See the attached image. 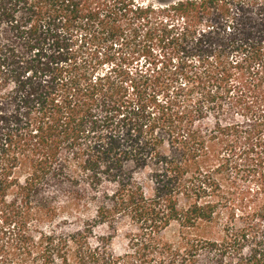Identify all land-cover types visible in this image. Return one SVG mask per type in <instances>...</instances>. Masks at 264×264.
I'll use <instances>...</instances> for the list:
<instances>
[{"label":"trees","instance_id":"trees-1","mask_svg":"<svg viewBox=\"0 0 264 264\" xmlns=\"http://www.w3.org/2000/svg\"><path fill=\"white\" fill-rule=\"evenodd\" d=\"M159 3L0 0V264H264V0Z\"/></svg>","mask_w":264,"mask_h":264},{"label":"rangeland","instance_id":"rangeland-1","mask_svg":"<svg viewBox=\"0 0 264 264\" xmlns=\"http://www.w3.org/2000/svg\"><path fill=\"white\" fill-rule=\"evenodd\" d=\"M165 3H168V2H173V1H177V0H161ZM146 3H153V4H156V5H159V0H145ZM174 234V231L173 229L170 230L168 233H167V238H171ZM121 243H122V240L118 239L115 244H114V250H116L117 252L120 251V248H121Z\"/></svg>","mask_w":264,"mask_h":264}]
</instances>
